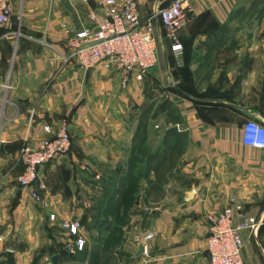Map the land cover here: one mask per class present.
Masks as SVG:
<instances>
[{"label": "crops", "instance_id": "obj_1", "mask_svg": "<svg viewBox=\"0 0 264 264\" xmlns=\"http://www.w3.org/2000/svg\"><path fill=\"white\" fill-rule=\"evenodd\" d=\"M102 1L11 0L12 19L0 27V264H8V250L14 264H55L56 254L58 264H88L66 259L60 223L81 219L101 195L104 172L125 164L148 77L173 80L174 89L165 94L185 120L188 147L182 178L170 183L161 202L149 204L146 182L141 183L114 252L118 264H210L207 216L237 205L236 224L249 218L259 223L255 235L242 232L244 262L264 264V150L243 141L249 120L264 124V19L238 25L236 51L230 40L213 53L216 65L221 53L227 58L214 72V86L197 87L195 75L206 55L205 50L197 57L196 51L207 48V39L223 38L238 10L239 18L260 5L264 10V0H190L189 23L179 35L183 51L174 53L159 39L164 69L158 62L146 81L125 90L114 70L99 65L86 71L78 59L63 61L71 34L97 30L101 19L94 22L90 14L101 10ZM137 1L146 18L173 0ZM157 26L161 29L159 21ZM61 122L70 125L72 147L39 169L45 186L40 194L50 203L44 208L18 183L24 167L20 150L26 143L39 145L47 138L44 126ZM148 233L154 239L146 243V254L134 259L138 238Z\"/></svg>", "mask_w": 264, "mask_h": 264}, {"label": "built area", "instance_id": "obj_2", "mask_svg": "<svg viewBox=\"0 0 264 264\" xmlns=\"http://www.w3.org/2000/svg\"><path fill=\"white\" fill-rule=\"evenodd\" d=\"M189 1L173 0L158 8L155 14L143 18L137 0H103L101 10L90 14L94 22L101 19L97 30L84 29L71 34L67 40L69 55L63 61L68 63L70 59H78L81 68L86 71L99 65L114 70L122 77L123 90L132 82H143L159 62V39L167 40L172 52L179 54L183 51L179 35L189 23L186 5ZM12 16L11 0H0V27L7 25ZM158 21L161 29L157 26ZM44 132L47 138L39 145L26 143L20 150L24 169L18 183L29 190L32 202L49 208V201L40 194L45 186L39 182V169L67 155L72 140L67 122L45 125ZM243 135L244 144L264 150V124L249 120L243 127ZM237 210H241V206L207 216L210 264H245L242 232L250 231L255 235L259 223L255 218H249L236 224L234 215ZM49 218L57 222L55 214H49ZM60 227L66 233L64 247L68 254L76 255L85 249L87 239L81 219L64 220ZM153 239L154 234L148 233L139 237L138 241L146 244Z\"/></svg>", "mask_w": 264, "mask_h": 264}, {"label": "trees", "instance_id": "obj_3", "mask_svg": "<svg viewBox=\"0 0 264 264\" xmlns=\"http://www.w3.org/2000/svg\"><path fill=\"white\" fill-rule=\"evenodd\" d=\"M241 10L235 12L231 19ZM224 44L222 37L215 42L207 39L205 61L195 73L197 87L204 78V67L209 65L211 70L214 69L215 59L212 55ZM175 89L182 93L180 88ZM155 104V101H151L138 109L137 126L125 164L112 174L104 172L107 175L101 177V195L90 209H85V220L81 219L83 226L90 233L94 232L92 240L76 254L78 256L64 252L67 260L88 259V264H118L114 252L122 244L123 227L129 222L131 208L142 188L141 183L146 182L149 204H158L166 197L170 183L182 178L189 136L185 120L176 104L164 96L162 116L168 124L179 125V132L165 135V130L156 142L149 137L152 122L157 119Z\"/></svg>", "mask_w": 264, "mask_h": 264}, {"label": "rangeland", "instance_id": "obj_4", "mask_svg": "<svg viewBox=\"0 0 264 264\" xmlns=\"http://www.w3.org/2000/svg\"><path fill=\"white\" fill-rule=\"evenodd\" d=\"M259 9H257L254 12L248 13V14H243L241 16V18H239V16L234 17L233 20H231L233 23L231 26H227V28L224 29V41H225V45H227L229 43L230 40H232V49L233 51H236L237 47H238V33L240 31V28L238 25L244 26L247 23H255V22H259L261 23L264 19V10L260 11L261 5L258 6ZM15 21L18 22L21 19V15H16L15 16ZM224 45L222 46L221 49H224ZM205 47L202 46L198 51H196V55L197 57L201 56V54L203 52H205ZM213 57V55H212ZM220 62L216 65L213 70H211V67L209 65H206L204 67V78L201 79V81H199V85L200 87H212L214 86V81L212 80L214 72L216 69H218L220 66H222L223 62L227 59L226 57H224L223 53H221L220 57ZM175 62L178 63L179 61H181L180 58L175 57L174 58ZM201 64L205 61V56L202 55L201 57ZM13 61V60H12ZM159 62H160V66L161 69H164V59H163V54L161 51V47H159ZM13 63V62H12ZM158 65V64H157ZM146 81V80H144ZM173 80H171V77H165L162 81L160 80H156L154 78H149L147 79V87L145 88V105L151 101H155V108H156V116L157 119L156 121L152 122L151 125V131L149 133V137L153 140H156V142H158V137L168 128L173 127V125H170L166 122V120L164 119V117L162 116V109H163V97L166 96V90L168 89H174V87L172 85H170V82H172ZM222 80L220 79V82ZM179 126V125H177ZM155 146H153L154 148ZM82 220H85V214L86 211L83 210L82 213ZM86 226V225H85ZM83 233H84V229H83ZM60 234V232L58 233ZM86 235H88V237H90V241L92 240V237L94 235V232L90 233V231H88V229H86V233L84 234V236L86 237ZM87 239V237H86ZM68 254V253H67ZM73 256H78V255H73Z\"/></svg>", "mask_w": 264, "mask_h": 264}, {"label": "water", "instance_id": "obj_5", "mask_svg": "<svg viewBox=\"0 0 264 264\" xmlns=\"http://www.w3.org/2000/svg\"><path fill=\"white\" fill-rule=\"evenodd\" d=\"M176 132H179V126H173V127H170L168 128L166 131H165V135H168V134H171V133H176ZM193 193H191L190 196H192ZM149 211V210H148ZM146 254V244L143 243V242H138L137 243V251L134 255V259H140L142 256H144ZM6 256H7V262L8 264H14V253L10 250H8L6 252ZM59 260H60V255L56 254L52 257V261L55 263V264H58L59 263Z\"/></svg>", "mask_w": 264, "mask_h": 264}]
</instances>
